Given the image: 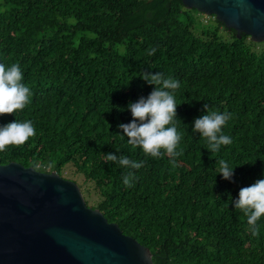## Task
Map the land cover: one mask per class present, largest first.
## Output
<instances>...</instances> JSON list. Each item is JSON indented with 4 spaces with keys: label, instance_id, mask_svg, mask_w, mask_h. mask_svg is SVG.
Returning <instances> with one entry per match:
<instances>
[{
    "label": "trees",
    "instance_id": "obj_1",
    "mask_svg": "<svg viewBox=\"0 0 264 264\" xmlns=\"http://www.w3.org/2000/svg\"><path fill=\"white\" fill-rule=\"evenodd\" d=\"M3 1L10 9L0 13V62L20 63L33 96L0 124L30 119L36 134L0 149V164L61 176L71 165L99 197L91 201L80 187L87 205L148 247L155 264H264V217L252 235L229 199L264 178L259 43L182 0ZM142 70L181 81L175 164L145 157L120 136L118 125L132 119L128 104L154 87ZM205 104L232 113L223 131L233 142L218 153L192 132ZM108 152L146 160L131 187ZM221 158L236 167L234 182L216 170Z\"/></svg>",
    "mask_w": 264,
    "mask_h": 264
},
{
    "label": "water",
    "instance_id": "obj_2",
    "mask_svg": "<svg viewBox=\"0 0 264 264\" xmlns=\"http://www.w3.org/2000/svg\"><path fill=\"white\" fill-rule=\"evenodd\" d=\"M227 29L264 43V0H182ZM0 264H155L151 250L58 173L0 164Z\"/></svg>",
    "mask_w": 264,
    "mask_h": 264
},
{
    "label": "clouds",
    "instance_id": "obj_3",
    "mask_svg": "<svg viewBox=\"0 0 264 264\" xmlns=\"http://www.w3.org/2000/svg\"><path fill=\"white\" fill-rule=\"evenodd\" d=\"M155 47L148 49L149 55H154ZM148 85L154 86L146 97L141 96L137 101L130 102L127 111L131 112L132 119L128 123H120L118 129L122 139L127 144L137 147L145 157L160 158L168 156L175 164L176 157L181 155L179 145L182 133L178 130L176 92L181 87V81L173 76H165L163 72L141 71V76ZM33 91L25 83L24 73L19 62L6 65L0 62V117L15 114L24 110L32 100ZM204 113L195 118L192 123V132L203 137L207 149L212 153L221 151L222 146L233 142L231 135L223 129L232 118L228 110L219 111L204 105ZM123 110V109H121ZM36 134L32 120H17L0 124V149L8 145L23 144ZM118 153V150H117ZM108 152L104 154L106 161L116 162L125 169L122 180L125 186L131 187L138 179L135 170L141 169L146 160H136L128 155ZM217 171L226 181L234 182L235 169L226 159L217 160ZM231 205L239 210L248 225L252 235H258L260 219L264 217V178L255 183L240 188L238 197L229 194Z\"/></svg>",
    "mask_w": 264,
    "mask_h": 264
},
{
    "label": "rangeland",
    "instance_id": "obj_4",
    "mask_svg": "<svg viewBox=\"0 0 264 264\" xmlns=\"http://www.w3.org/2000/svg\"><path fill=\"white\" fill-rule=\"evenodd\" d=\"M10 9V6H6L3 0H0V13L7 12ZM213 21V20H212ZM224 35L226 33L223 32ZM257 52H261L264 50V43H259L257 46ZM61 176V175H60ZM62 178L70 181L76 182L80 187L83 188L84 194L90 196L91 201H96L99 197L96 195L95 190L92 184L86 183L83 175L77 174L75 169L71 165H67V167L63 170Z\"/></svg>",
    "mask_w": 264,
    "mask_h": 264
}]
</instances>
